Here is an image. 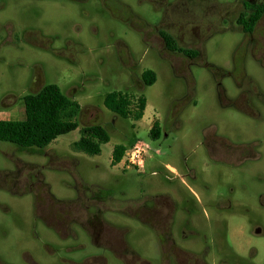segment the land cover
Instances as JSON below:
<instances>
[{"label": "rangeland", "instance_id": "1", "mask_svg": "<svg viewBox=\"0 0 264 264\" xmlns=\"http://www.w3.org/2000/svg\"><path fill=\"white\" fill-rule=\"evenodd\" d=\"M119 1L147 24L157 23L159 12L148 1ZM105 4L98 8L92 0L83 7L71 0H19L0 11V28L9 27L13 33L9 44H0V119L22 120V98L47 84L57 85L82 108L76 118L79 128L44 149L22 150L0 142V174L17 168L22 183L42 179L32 193L14 196L0 190V260L27 264L47 253L49 259L57 260L77 258L84 251L100 253L114 262L110 259L114 253L92 248L77 225L69 226L77 238L63 239L36 220V195L38 209L62 210V215L70 210L76 219L83 207L90 206L91 211L107 208L103 220L114 224L117 232V236L110 234L111 239L115 236L117 241L119 234L126 232L125 239L135 252L133 257L131 253L126 256L129 261L174 264L161 262L153 234L131 215L137 206L150 208L153 197L162 196L164 206L173 214L181 212L184 217L183 210H191L189 225L193 230L189 231L196 232L190 234L195 236L191 240L199 244L183 249L194 252L199 264H264V58L259 64L245 57L244 45L238 49L239 33L228 31L212 36L202 61L190 63L183 55L160 51L161 44L152 38L151 28L136 20L131 26L121 22L119 17L125 14L120 4L114 0H105ZM136 29L146 33L154 49L145 46ZM263 34L264 17L255 38L261 40ZM4 35L2 31L0 43ZM78 42L85 50L67 49ZM260 48L257 46L258 51ZM206 64L231 73L220 80L227 98L235 100L239 89L251 90L255 110L239 113L220 105L214 73ZM146 70L156 75V82L149 87L141 81ZM244 74L248 76L245 80ZM111 92L144 96L147 108L143 119H123L108 111L103 100ZM154 121L161 128L158 140L149 135ZM92 124L108 130L109 142L97 156L73 151L80 127ZM205 134L244 145L247 153L242 165L228 167L226 161L210 158ZM137 141L149 147L143 172L122 169L120 162L112 165L115 145L129 149ZM168 166L177 172H170ZM190 191L200 197L201 204L193 200ZM211 198L222 200L217 209ZM225 199L229 202H223ZM179 231L175 228L174 237L181 246ZM79 244L84 249L79 250ZM205 245L209 248L204 252Z\"/></svg>", "mask_w": 264, "mask_h": 264}, {"label": "flooded vegetation", "instance_id": "2", "mask_svg": "<svg viewBox=\"0 0 264 264\" xmlns=\"http://www.w3.org/2000/svg\"><path fill=\"white\" fill-rule=\"evenodd\" d=\"M14 1L19 0H0V11L11 7L12 2ZM71 1L77 2L78 5L83 7L88 4L90 0ZM114 1L122 6V13L125 14L123 18L119 17V20L130 26L132 21L136 20L144 27L151 28L152 38L157 39L160 42L161 45L159 50L164 53H168L172 56L183 55L190 63H193L196 60L202 61V58L206 53L205 45L211 37L231 31L239 33L241 41L238 45V49H241V47H243L242 45H244L243 50L245 57L249 56L259 64H262L263 62L264 49L262 46H264V34L261 36V40H258L255 38V33L258 24L264 17V0H173L172 2L167 0H143L153 4L159 12V19L155 25L147 24L141 17L135 15L131 8L126 4L121 3L119 0ZM92 2L98 8H100L101 5H107L105 4V0H92ZM81 11H83V9H81ZM257 15L260 17L253 23L252 27H247L252 24ZM170 17L172 18L171 22H169L171 19ZM5 19L6 16H2V20ZM6 24L9 25L12 24V22ZM2 31L5 32V35L0 44H9V42L12 41V30L9 31V27H1L0 33ZM135 31L139 33L145 46L154 49V46L147 42L148 36L144 31L139 29H136ZM248 44H251L250 48L247 47ZM257 46L261 47L259 51L257 50ZM67 47L68 50L77 52L83 51L86 48L80 42L77 44L70 43ZM118 49L127 50V48L123 47H119ZM206 67L209 69L210 65L206 64ZM213 69L214 70L212 71L217 83V96L220 105L232 107L239 113H246L255 110L252 100L254 94H252L251 90L239 89V94L235 100L227 98L220 80L226 76H231V73L215 66ZM243 77L245 80L248 76L247 74H244ZM257 96L259 95L257 94ZM203 138L207 154L210 158L218 161H226L227 164L225 165L228 167L236 168L242 165L241 163H243L245 153H247L244 145L228 142L227 139L216 134H205ZM17 173L16 168L15 171L3 172V174H0V190H4L14 196H20L26 193H32L34 185L38 181L39 183L42 181V179L36 180V178H32V182L27 184L22 183L20 178L16 176ZM48 189L49 188H46V191ZM191 193L193 200L196 203L201 204L200 197L195 194V192ZM46 195L51 200L54 199L50 192H46ZM212 199L213 198H211L210 201L216 205L217 209L218 202H221L222 200L217 199L216 201H212ZM34 200V218L36 220L40 219L45 226L52 229L58 237L60 236V238L63 239H76L77 235L71 230L72 228L69 227L70 223L72 225L75 224L86 234V236H88L90 243L93 245L92 248L102 249L110 254L114 253L115 256L110 257V259H113L114 262L119 264H133V261H129L126 257L129 253L132 254V257L135 255L128 240L126 241L125 239V234L127 236V233L121 232L117 241L115 240V236L111 239L112 236L110 234L112 233V235H116L117 232L113 231V228H115L114 224H109L108 221L103 220L102 213L107 210V208L103 207L100 209L95 207L94 210L91 211L90 206L83 207L81 209V215L79 214L78 219H76L72 218L73 215L69 212L70 210L62 215V210L54 209V212H52L53 210L48 211L44 208L38 209L36 195H34ZM76 200L79 201V199ZM226 201L229 202L228 199L223 200V202ZM152 203L153 206L150 208L145 207L144 204L140 206L136 205L137 207L131 215L136 218L140 224L147 227L153 234L160 250L161 262L169 263L172 261L174 264H199L200 260L197 259L194 252L187 253L183 249L184 246H191L194 248L199 244L198 240H191V238L195 236L190 234L196 233L195 231H189L193 230V226L189 225V219L192 216L191 210L184 209V217L181 212L178 215L173 214L171 209L164 206L165 203L162 196L153 197ZM3 209L6 210L7 208L4 207ZM64 211L65 210H63V213ZM55 224H57V226H55ZM175 228L176 230H180L181 246L177 245L175 240ZM257 234H260V231L257 230ZM216 245L221 246L219 242H217ZM77 248L82 250L84 249V246L79 244ZM208 248L209 246L205 245L203 248L204 252ZM47 255L50 254L47 253ZM47 255L46 257L35 260L29 259L27 264H111L109 259L106 260V258L101 256L100 253L99 255H96L95 253L89 254L84 253L83 251L80 257L58 258L57 260H54L51 256L49 259ZM114 262L112 264H114ZM0 264L4 263L0 260Z\"/></svg>", "mask_w": 264, "mask_h": 264}, {"label": "trees", "instance_id": "3", "mask_svg": "<svg viewBox=\"0 0 264 264\" xmlns=\"http://www.w3.org/2000/svg\"><path fill=\"white\" fill-rule=\"evenodd\" d=\"M260 16H256L252 24ZM214 66L209 67L212 71ZM144 87L152 86L156 82L153 71L146 70L141 74ZM23 102V119L17 121L0 120V142L9 143L25 149H44L58 137L73 132L79 128L76 118L81 112V106L68 98L55 84L44 85L36 93L25 95ZM104 107L123 119L140 121L146 108L144 96L128 97L121 92H111L103 100ZM79 139L72 144V150L87 156H97L101 153V146L110 140L108 130L99 124L85 125L79 129ZM152 139L158 140L161 128L158 121H154L149 130ZM126 147L115 145L112 150V165L118 164Z\"/></svg>", "mask_w": 264, "mask_h": 264}, {"label": "built area", "instance_id": "4", "mask_svg": "<svg viewBox=\"0 0 264 264\" xmlns=\"http://www.w3.org/2000/svg\"><path fill=\"white\" fill-rule=\"evenodd\" d=\"M149 147L143 142H135L124 153L119 164L122 169H135L137 172H143Z\"/></svg>", "mask_w": 264, "mask_h": 264}, {"label": "crops", "instance_id": "5", "mask_svg": "<svg viewBox=\"0 0 264 264\" xmlns=\"http://www.w3.org/2000/svg\"><path fill=\"white\" fill-rule=\"evenodd\" d=\"M146 108H147V102H146ZM146 108H145V110H146ZM145 112V111H144ZM143 116H144V114H143ZM142 119H143V117H142ZM141 119V120H142ZM0 120H3V119H0ZM140 120V121H141ZM6 121V120H5ZM168 169H170V171H173V172H176V169L175 168H173L172 166H168Z\"/></svg>", "mask_w": 264, "mask_h": 264}]
</instances>
